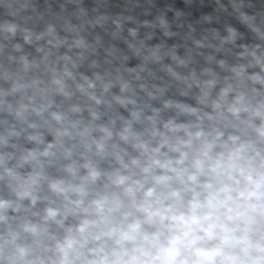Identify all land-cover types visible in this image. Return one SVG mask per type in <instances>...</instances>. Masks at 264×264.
<instances>
[{"label":"clouds","instance_id":"1","mask_svg":"<svg viewBox=\"0 0 264 264\" xmlns=\"http://www.w3.org/2000/svg\"><path fill=\"white\" fill-rule=\"evenodd\" d=\"M0 264H264V0H0Z\"/></svg>","mask_w":264,"mask_h":264}]
</instances>
